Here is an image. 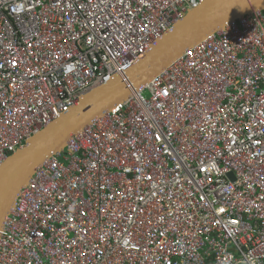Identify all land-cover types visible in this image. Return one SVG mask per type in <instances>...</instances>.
<instances>
[{
    "label": "built area",
    "instance_id": "1",
    "mask_svg": "<svg viewBox=\"0 0 264 264\" xmlns=\"http://www.w3.org/2000/svg\"><path fill=\"white\" fill-rule=\"evenodd\" d=\"M203 1L0 0V163L90 89H130L34 170L0 264H264V10L127 76Z\"/></svg>",
    "mask_w": 264,
    "mask_h": 264
},
{
    "label": "water",
    "instance_id": "2",
    "mask_svg": "<svg viewBox=\"0 0 264 264\" xmlns=\"http://www.w3.org/2000/svg\"><path fill=\"white\" fill-rule=\"evenodd\" d=\"M255 10H264V0H204L189 9L128 69L133 87L140 89L186 48ZM129 94L130 89L118 76L90 89L76 105L30 136L0 163V229L34 170L53 153L60 152L73 133L103 116ZM230 176L233 178L232 173Z\"/></svg>",
    "mask_w": 264,
    "mask_h": 264
},
{
    "label": "rangeland",
    "instance_id": "3",
    "mask_svg": "<svg viewBox=\"0 0 264 264\" xmlns=\"http://www.w3.org/2000/svg\"><path fill=\"white\" fill-rule=\"evenodd\" d=\"M143 94L145 95V96H148V92L145 90L144 92H143ZM61 159V158H60Z\"/></svg>",
    "mask_w": 264,
    "mask_h": 264
},
{
    "label": "bare ground",
    "instance_id": "4",
    "mask_svg": "<svg viewBox=\"0 0 264 264\" xmlns=\"http://www.w3.org/2000/svg\"><path fill=\"white\" fill-rule=\"evenodd\" d=\"M129 83L132 85L131 81L129 80Z\"/></svg>",
    "mask_w": 264,
    "mask_h": 264
}]
</instances>
